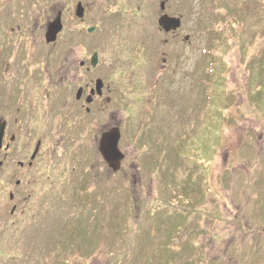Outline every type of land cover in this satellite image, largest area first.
<instances>
[{
  "label": "rangeland",
  "instance_id": "obj_1",
  "mask_svg": "<svg viewBox=\"0 0 264 264\" xmlns=\"http://www.w3.org/2000/svg\"><path fill=\"white\" fill-rule=\"evenodd\" d=\"M8 70L42 73L20 88L49 97L41 126L0 150V264H264V0H0L6 124ZM65 109L72 122L47 119ZM115 128L112 172L99 139ZM36 140L48 179L18 167ZM10 190L33 193L23 213Z\"/></svg>",
  "mask_w": 264,
  "mask_h": 264
},
{
  "label": "flooded vegetation",
  "instance_id": "obj_2",
  "mask_svg": "<svg viewBox=\"0 0 264 264\" xmlns=\"http://www.w3.org/2000/svg\"><path fill=\"white\" fill-rule=\"evenodd\" d=\"M58 14L59 12H57V14L55 15V18L57 17ZM50 22L51 20L48 22V24ZM60 33L61 32H59L56 35L54 42H56ZM44 39H45V33H44ZM8 41H9V38L7 40V45H11V43ZM16 44L17 46L21 45L20 42H17ZM22 44H24V42ZM47 44H50V43H47ZM81 64L83 66L85 65V62L82 61ZM86 69L91 70L92 68H86ZM8 71H7V108H9L10 110H9V113H7V124H6V121H4L5 128L7 125V151H9V149L11 148V146L14 145V142L17 139V129H26V130L32 129L33 130L35 129L34 127L36 125L41 126L44 120H46V117H44V114L46 112V111L44 112L45 110L44 106H45V100H47V98L49 97V94L47 95L44 94L43 89L41 91L40 90L33 91L34 89H30V90L25 89V93H24L23 89L20 88V85H22V83L19 82V79H22V78H25V80L26 78L31 80L30 82L37 86H39V82H40V85H41L42 75H43L42 73L32 74V73L27 72L26 74H22L21 70H19L18 72H15L17 70L15 71L8 70ZM78 86L81 91L79 93V97H77L76 96L77 93H75L74 95L75 102L76 103L79 102L81 98L84 97L85 99L84 101H86V103L84 102V104L80 105V110H82V112L84 110L87 113V111H89V105L92 103L91 95H92L93 89L91 87V84L88 85L84 83L83 85L81 84ZM87 90H88V93H87ZM62 113L63 114L55 113L54 115L47 117V119L49 121L51 120V123L62 121V119L68 120L70 122L73 121V117L68 115V111L66 109L63 110ZM13 128L15 129V134L11 133ZM27 134H30L33 139L37 137V132L33 134L32 131H28L26 132V135ZM33 139H28V140L30 141ZM29 144H32V141H30ZM40 144H41L40 141L36 140L34 148L32 149V152L29 154L28 161L26 162V164L23 162H18V167H21L24 169L26 167L27 169H29L30 172L28 173V176L31 179L35 175H38L40 172H44V175L41 176L40 179H48L50 177L49 171L46 168H43V166L41 167L40 164L36 163L39 160L37 158L39 157L38 151H39ZM32 182L35 183L36 179H34ZM26 184L27 183H25V185ZM28 184L30 185L31 182L29 181ZM20 186H21V182L19 179H17L15 181V187L19 188ZM30 194H33V193H30ZM30 194L28 195L24 194L25 196L21 195L20 197V196H17L16 193L14 192L12 193L11 190L8 192V200L13 203V204L11 203V209H10L11 215L16 214L17 211L21 213L25 211L26 208L24 204L26 201L24 200L26 199L29 200L33 196Z\"/></svg>",
  "mask_w": 264,
  "mask_h": 264
},
{
  "label": "water",
  "instance_id": "obj_3",
  "mask_svg": "<svg viewBox=\"0 0 264 264\" xmlns=\"http://www.w3.org/2000/svg\"><path fill=\"white\" fill-rule=\"evenodd\" d=\"M77 17L82 16V7L80 5H77L76 10ZM158 25L165 31L168 32L169 30H176L180 26V20L178 17H168L166 15H162L158 19ZM62 29L60 16L58 15L54 20H52L45 33V39L46 42H52L55 41L56 35L59 33V31ZM93 31V28H88V32ZM91 66H95L97 63V53H93L91 58ZM97 89H100L101 85L99 80H97ZM79 97V92L76 95ZM4 128H5V122H0V149L2 147V140L4 135ZM120 138V134L118 129H111L109 131H105L101 134L99 139V152L104 159V161L107 163L109 168L112 171H117L119 169L120 161L123 158V154L118 149V140Z\"/></svg>",
  "mask_w": 264,
  "mask_h": 264
}]
</instances>
